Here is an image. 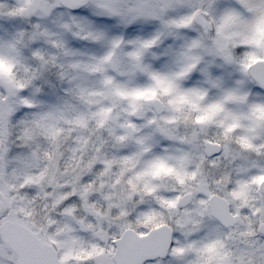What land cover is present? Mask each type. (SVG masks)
Segmentation results:
<instances>
[{
  "label": "clouds",
  "instance_id": "1",
  "mask_svg": "<svg viewBox=\"0 0 264 264\" xmlns=\"http://www.w3.org/2000/svg\"><path fill=\"white\" fill-rule=\"evenodd\" d=\"M253 37L264 0H0V264H264Z\"/></svg>",
  "mask_w": 264,
  "mask_h": 264
},
{
  "label": "snow or ice",
  "instance_id": "2",
  "mask_svg": "<svg viewBox=\"0 0 264 264\" xmlns=\"http://www.w3.org/2000/svg\"><path fill=\"white\" fill-rule=\"evenodd\" d=\"M253 44H264V39L253 37L250 41ZM146 43L144 47H148ZM261 83H264V76L261 77ZM145 234L140 235V240H144ZM11 248L20 256V264H52L47 259V254L40 248H36L23 235H13L9 237ZM121 257L122 264H144L148 250L142 246L135 245L134 241H128L122 244L120 248L113 249ZM2 252V249H0Z\"/></svg>",
  "mask_w": 264,
  "mask_h": 264
}]
</instances>
